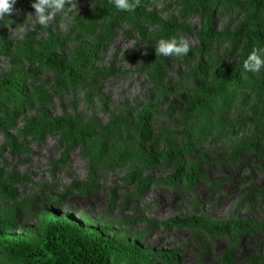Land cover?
Returning a JSON list of instances; mask_svg holds the SVG:
<instances>
[{"label":"rangeland","instance_id":"obj_1","mask_svg":"<svg viewBox=\"0 0 264 264\" xmlns=\"http://www.w3.org/2000/svg\"><path fill=\"white\" fill-rule=\"evenodd\" d=\"M32 2L17 0L0 20V234L37 246L40 214L54 210L125 250L120 264L141 261L134 246L154 255L140 264H264V158L236 153L257 132L249 118L264 72L244 74L238 102L220 91L190 110L197 82L217 89L245 57V32L258 33L251 50L264 46V0H148L134 19L110 0H72L46 28L31 23ZM207 4L213 34L204 39ZM171 36L189 42L186 56L155 54ZM51 39L60 68L94 58L80 84L37 66ZM11 82L24 96L11 99ZM147 105L150 142L138 126ZM242 223L240 237L232 227Z\"/></svg>","mask_w":264,"mask_h":264},{"label":"trees","instance_id":"obj_2","mask_svg":"<svg viewBox=\"0 0 264 264\" xmlns=\"http://www.w3.org/2000/svg\"><path fill=\"white\" fill-rule=\"evenodd\" d=\"M148 0H138L136 8L130 12H122V14H128L129 18L134 19L136 16H141V7L147 3ZM226 2V1H222ZM218 2L216 1V4ZM254 8L256 5L253 6ZM203 15H205V26L201 31V37L209 39L213 34V25L211 21L210 6L204 5L202 8ZM165 30H170L172 27L170 24H164ZM245 27L241 28L232 38L239 36L240 32ZM244 37V51L245 57L250 52V43L252 40L258 38L257 32H245ZM204 42V40H203ZM204 43H202L203 45ZM236 47L241 46V42H236ZM55 39H51V42L46 46L47 56L44 58H37V66L39 68H46L50 71L61 72L71 85L80 84L85 78V71L92 68L91 63L94 58L88 53H82V59L80 61V68L73 70L71 67L60 68L57 64L61 62L64 64V59L55 55ZM243 59L234 68H228L223 76L220 85L217 89L212 90L206 88L202 82L195 84L196 90L199 92L200 99L195 103L190 110H194L196 113L198 110L203 109L208 100L216 96L220 91L226 92L230 90L235 96L233 100L238 102L244 92L239 87V81L243 80V76L246 73L243 69ZM8 91L12 100L18 97L24 96V91L21 87L12 82L9 84ZM257 97L254 101H257L256 105L252 107L250 113L249 122L253 124L256 129V134L252 141L236 151V153L249 154L255 157L264 158V84L259 85ZM237 97V99H235ZM223 99V98H222ZM225 101H221V108L224 107ZM261 104V114H258L257 105ZM152 106H145L138 113V126L140 129V138L143 141H151L149 130V114ZM59 120H57V123ZM188 150L167 152L162 155V159L166 162L176 160L182 157ZM150 156V155H148ZM147 161H153V157H148ZM177 162V161H175ZM176 176V181L180 179L184 172L180 169ZM260 170L264 172V164H261ZM194 166L191 165L188 168L185 175L188 180H191L194 176ZM0 186L1 175H0ZM40 228L43 232L41 242L37 246H31L23 236L3 235L0 234V258L10 261L12 264H120V261L125 255V250L120 247L113 246L109 240L103 235V233L95 227H84L80 223L72 220L70 217L64 216L54 210H44L40 214L39 220ZM248 225L245 223L234 225L233 230L236 231L240 237L244 236L247 231ZM222 231V230H219ZM208 236H212L217 230L207 229ZM132 255L140 256V262H146L154 255L148 251L141 250L140 247L134 246L127 250ZM224 260H229V254L225 253ZM132 262L131 264H140ZM142 264V263H141Z\"/></svg>","mask_w":264,"mask_h":264},{"label":"clouds","instance_id":"obj_3","mask_svg":"<svg viewBox=\"0 0 264 264\" xmlns=\"http://www.w3.org/2000/svg\"><path fill=\"white\" fill-rule=\"evenodd\" d=\"M111 4L117 11L132 12L138 0H110ZM17 0H0V20H4L6 16L14 11ZM68 6L71 10L74 5L72 0H34L31 8L34 12L31 14V23L47 27L49 21L53 19L57 12H61ZM19 11V9H15ZM155 54L164 57H182L189 52V42L184 38L175 36L167 39L161 38L156 41L154 47ZM243 69L245 72L252 74H260L264 72V46L253 47L245 59H243Z\"/></svg>","mask_w":264,"mask_h":264}]
</instances>
